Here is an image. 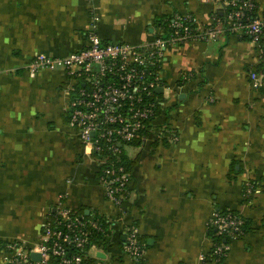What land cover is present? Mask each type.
Here are the masks:
<instances>
[{"label": "crops", "instance_id": "obj_1", "mask_svg": "<svg viewBox=\"0 0 264 264\" xmlns=\"http://www.w3.org/2000/svg\"><path fill=\"white\" fill-rule=\"evenodd\" d=\"M255 1L264 12V0ZM222 13L218 0H0V257L13 242L35 246L60 200L111 222L108 245L89 251L92 264H133L123 247L133 224L147 241L143 264H218L203 257L214 243L208 223L225 208L242 214L248 231L230 241L223 264H264V90L250 80L258 48L249 37L222 33L167 48L160 113L129 157L121 209L66 121L73 80L27 70L37 53L82 48L92 26L105 42L141 45L162 17L211 25Z\"/></svg>", "mask_w": 264, "mask_h": 264}, {"label": "built area", "instance_id": "obj_2", "mask_svg": "<svg viewBox=\"0 0 264 264\" xmlns=\"http://www.w3.org/2000/svg\"><path fill=\"white\" fill-rule=\"evenodd\" d=\"M218 1L224 17L215 16L211 25H201L193 15H173L167 28L162 26L151 41L141 45L105 42L92 26L79 50L66 56L37 53L27 65L31 76L41 70L64 71L73 80L66 107L68 125L77 131L86 152L99 161L105 194L119 209L130 193L132 173L118 156L125 143L142 146L149 136L147 131L155 127L161 106L157 88L162 84L160 71L169 46L214 40L222 33L249 37L258 48V69L250 72V80L255 89L264 90V12L255 0ZM168 139L177 140V136L169 134ZM88 224L101 230L96 220ZM243 224L239 215L219 211L208 223L218 235L233 238L244 233ZM140 236L137 225L128 226L123 247L133 264L144 261L147 244ZM89 241L87 222L59 200L47 216L39 242L31 248L20 242L8 244L0 264H83L90 249L97 247L88 249ZM213 248V261L219 263L228 255L230 244L213 243ZM32 253L40 258H33Z\"/></svg>", "mask_w": 264, "mask_h": 264}, {"label": "trees", "instance_id": "obj_3", "mask_svg": "<svg viewBox=\"0 0 264 264\" xmlns=\"http://www.w3.org/2000/svg\"><path fill=\"white\" fill-rule=\"evenodd\" d=\"M218 16L224 17L223 13L221 15L218 14ZM172 17H173L172 15L162 17L159 20V24H161L162 26L167 28V25L169 23V19H171ZM159 113H160V106L157 109V115H159ZM66 121L68 122V116L67 115H66ZM146 135H149V131H147ZM168 135H169V133L167 132L165 137L168 138ZM135 144H137V143H135ZM118 159L127 168L128 171L132 172V167H133L134 161L131 160L127 155H125L124 149L121 151L120 155L118 156ZM218 211H219V213H222V214L232 213V214L239 215L240 217H242L244 220V224H243L244 233L242 235L235 237V238L230 237V236L225 235V234L224 235H218L216 230H215V227H213L212 225L211 226L208 225L210 234L213 236L214 243H218V244L228 243V244H230L231 240L236 239V238L237 239L242 238L245 235V233L248 231V223H247L246 218L242 214H240L239 212L231 210V209L225 208L223 210L219 209ZM51 213H53V211H51ZM73 215H77L80 218H82L84 221L87 222V229L90 231V241H89V244L87 245L88 249H90L93 245H96L99 247L108 245L109 240L111 239V238L109 239V235H111V233L109 231V227L111 225L110 221H108L106 218H104L103 216H100L98 214H93V213L85 214L84 211H81V210L80 211L73 210ZM91 220H96L99 223L101 230H97L91 226H88L89 225L88 221H91ZM140 238L142 241L146 242V244H147V241L143 237L140 236ZM212 249H214V248H212ZM212 253L213 252L211 251V253L208 256H206L205 262L213 261L214 257H213ZM86 257L87 258L84 260L83 264H92L93 258H91L90 256H86ZM225 258L226 257H221L218 264H223Z\"/></svg>", "mask_w": 264, "mask_h": 264}, {"label": "rangeland", "instance_id": "obj_4", "mask_svg": "<svg viewBox=\"0 0 264 264\" xmlns=\"http://www.w3.org/2000/svg\"><path fill=\"white\" fill-rule=\"evenodd\" d=\"M135 147H137V146L125 143L124 148H123L125 155H127L128 157L132 156L133 158H135L137 156V153H138V151H135V149H134Z\"/></svg>", "mask_w": 264, "mask_h": 264}, {"label": "water", "instance_id": "obj_5", "mask_svg": "<svg viewBox=\"0 0 264 264\" xmlns=\"http://www.w3.org/2000/svg\"><path fill=\"white\" fill-rule=\"evenodd\" d=\"M157 91L161 92V91H163V88L162 87H158ZM32 256H33V258H36V259L40 258V255L38 253H32ZM98 256L100 257V256H104V255H103V253H98Z\"/></svg>", "mask_w": 264, "mask_h": 264}]
</instances>
